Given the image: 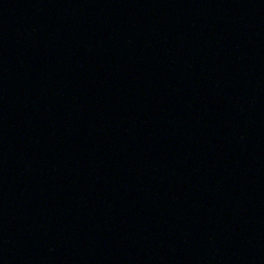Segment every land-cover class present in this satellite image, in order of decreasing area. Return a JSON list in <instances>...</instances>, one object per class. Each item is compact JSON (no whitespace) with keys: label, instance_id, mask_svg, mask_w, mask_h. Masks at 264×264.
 Listing matches in <instances>:
<instances>
[{"label":"water","instance_id":"1","mask_svg":"<svg viewBox=\"0 0 264 264\" xmlns=\"http://www.w3.org/2000/svg\"><path fill=\"white\" fill-rule=\"evenodd\" d=\"M0 264H264V0H0Z\"/></svg>","mask_w":264,"mask_h":264}]
</instances>
